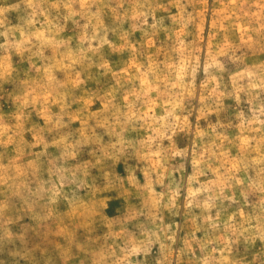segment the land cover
I'll return each mask as SVG.
<instances>
[{
  "label": "rangeland",
  "instance_id": "obj_1",
  "mask_svg": "<svg viewBox=\"0 0 264 264\" xmlns=\"http://www.w3.org/2000/svg\"><path fill=\"white\" fill-rule=\"evenodd\" d=\"M0 264H264V0H0Z\"/></svg>",
  "mask_w": 264,
  "mask_h": 264
}]
</instances>
